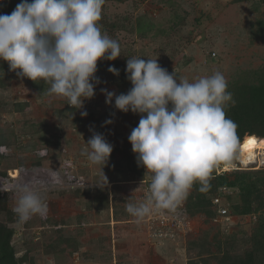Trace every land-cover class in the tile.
<instances>
[{
	"label": "rangeland",
	"instance_id": "rangeland-1",
	"mask_svg": "<svg viewBox=\"0 0 264 264\" xmlns=\"http://www.w3.org/2000/svg\"><path fill=\"white\" fill-rule=\"evenodd\" d=\"M102 14L109 17L110 24L122 26L100 28L119 42L121 56L117 61L124 66L107 59L98 62L100 83L82 109L67 105L65 98L48 96L49 86L39 94L36 85L40 81L19 78L8 63L7 70L0 68V140L10 138L16 150H22L16 153L13 165L34 164L36 153L43 154L48 146L52 159L46 163L59 168L68 161L72 174L90 187L51 195L47 223L22 226L8 217L9 209L1 211L0 221L16 231L13 245L17 257L27 256L25 264H225L221 250L243 253L248 247L244 242L253 234L263 211L242 217L230 215L231 204L238 202L239 196L224 191L231 199L224 195L220 208H227L229 216H218L214 221L204 215L187 217L185 225H177L178 236L155 237L147 226L148 216L137 223L126 211L130 199L144 200L146 183L151 179L150 174L145 175L146 169L138 166L128 140L140 115L117 110L114 100L110 106L101 90L118 95L121 74L132 57L158 59L169 73L175 70L178 79L190 82L219 71L231 93L235 83L258 84L264 79V35L255 34V30L258 21L264 20V0H129L105 4ZM141 15L149 16L155 24L147 37L137 30L136 19ZM110 66L119 70V76L108 71ZM82 111L87 112L86 117L81 116ZM108 120L113 122L108 124ZM93 131L113 145L105 167L90 163L82 154ZM240 148L238 145L229 156L233 167L226 170L223 161L221 172L264 170L260 163L243 167L238 161ZM257 157L262 159L260 154ZM143 178L145 183L139 180ZM107 190L114 209L92 202L96 193L103 195ZM10 199L7 208L15 206V198Z\"/></svg>",
	"mask_w": 264,
	"mask_h": 264
},
{
	"label": "clouds",
	"instance_id": "clouds-1",
	"mask_svg": "<svg viewBox=\"0 0 264 264\" xmlns=\"http://www.w3.org/2000/svg\"><path fill=\"white\" fill-rule=\"evenodd\" d=\"M104 5L105 0H22L10 14H0V61L21 79L48 84V96L82 109L100 83L98 62L121 56L119 42L99 26ZM108 71L120 74L112 66ZM125 71L132 85L126 94L101 91L110 106L114 100L117 110L140 115L128 140L151 179L144 200L126 203L127 213L140 223L154 213L175 211L197 182L206 190L214 165L220 170L238 146L237 125L225 113L235 101L219 71L190 82L178 79L175 70L169 73L158 59L137 57L127 59ZM86 143L82 154L105 167L113 145L95 131ZM7 152L0 145V155ZM12 210L24 224L33 216L46 218L49 209L42 190L26 184L16 191Z\"/></svg>",
	"mask_w": 264,
	"mask_h": 264
},
{
	"label": "trees",
	"instance_id": "trees-1",
	"mask_svg": "<svg viewBox=\"0 0 264 264\" xmlns=\"http://www.w3.org/2000/svg\"><path fill=\"white\" fill-rule=\"evenodd\" d=\"M129 0H105L107 3H126ZM168 3H171L172 0H164ZM243 0H237L241 2ZM22 0H0V14H10L16 7L17 4L21 3ZM104 7V6H103ZM109 17L102 14L101 19L99 20V26L104 27L105 29L111 28L115 29L117 27H122L121 24L109 22ZM137 30L142 37H147L150 32H152L155 27L154 22L150 19L149 16L141 15L136 19ZM255 34L260 36L264 35V20L258 21ZM3 62V64H2ZM1 71L8 69L7 62L0 61ZM113 64L123 68V64L119 61H113ZM2 77L0 76V79ZM122 83L121 89L118 92L119 94H126V89L129 90L132 85L127 79V74L124 68V73L121 74ZM48 84L44 82H38L36 87H38L39 94H42L45 89L48 88ZM0 87H3L0 84ZM127 87V88H126ZM233 100L234 104L229 103L225 108L226 118L231 119L237 125V137L239 147L249 138L250 136H258L264 140V79L260 80L258 84H234ZM232 92V91H231ZM0 145L6 146L8 148L7 154L0 155V166L3 173H7L8 170L16 168H33V167H43L48 170H57L62 171L61 167L57 168L54 165H50L47 160L52 159L51 151L45 148L47 151L46 156H41L37 154L34 156L36 161L31 165H21L16 166L14 164V159L16 158V153L22 151L21 149L16 150V146L11 141L10 138L2 137L0 140ZM240 152V149H239ZM11 165V166H10ZM143 170V169H142ZM229 172L223 171L218 172L216 164L212 168L208 184L205 191H200V183L197 182L188 192L187 196L179 204L178 208L181 209L185 217L189 219L195 218L197 215H204L207 217V220L214 221L218 216H221L219 210L220 203L215 204V200L221 198L226 193L224 191H234L238 194V202L231 204V214L233 216H247L263 211V214L260 217V220L250 236L249 240H245L244 244L248 246L243 253H231L228 250H221L222 261L225 264H264V170L261 171H242L232 174ZM144 181L143 179H139ZM136 181V180H135ZM150 182V181H149ZM149 182L146 183L147 187ZM89 186L84 188H79L75 190H66V189H51L43 191L44 198L48 203V213L49 215L46 219L41 218L40 216H33L29 221L24 224L19 223L22 226L29 225L35 221L41 223H47L50 219V201L49 197L57 193H66V192H81L85 191ZM103 192V190H98ZM108 191V190H107ZM106 191L105 194H95L92 202L95 204L102 203L106 208L110 209V192ZM90 196L94 194L93 189L88 190ZM146 197V194L145 196ZM228 199H231L230 196H226ZM10 194H1L0 193V215L1 211H8V217L18 223V218L13 212V204L11 208H7V203L11 201ZM93 204V203H92ZM111 209H114L111 206ZM227 209V208H226ZM102 210V209H101ZM229 216V214H227ZM111 214V218H112ZM114 218V217H113ZM114 220V219H113ZM16 234V231L11 226L0 221V264H25L27 261V256L17 257L16 248L13 245V237ZM191 244V243H190ZM192 244H197L196 241H193ZM191 244V245H192ZM192 245V246H193ZM191 246V247H192ZM189 248V250L191 249ZM221 249V246H220ZM219 255V254H218Z\"/></svg>",
	"mask_w": 264,
	"mask_h": 264
},
{
	"label": "built area",
	"instance_id": "built-area-1",
	"mask_svg": "<svg viewBox=\"0 0 264 264\" xmlns=\"http://www.w3.org/2000/svg\"><path fill=\"white\" fill-rule=\"evenodd\" d=\"M40 155L46 156L47 151ZM61 169L62 171L60 172L57 170H48L43 167H20L8 170L7 173L4 174L0 166V189H3L0 193L10 194L11 198H15V193L18 188L26 184L42 190V192L56 188L75 190L87 186V183L85 184L82 179L72 174L68 161L64 162ZM218 172L221 173L219 169ZM143 183L145 182L143 181ZM146 191H148V188H146ZM218 203H220V200H215V204ZM219 212L221 216H226L228 214L226 208L220 209ZM147 218V226L152 229L154 236L157 238H174L178 236L179 227L177 225H185L187 222V217H185L178 207L175 211L164 210L149 215ZM171 223L174 224V226H171Z\"/></svg>",
	"mask_w": 264,
	"mask_h": 264
},
{
	"label": "bare ground",
	"instance_id": "bare-ground-1",
	"mask_svg": "<svg viewBox=\"0 0 264 264\" xmlns=\"http://www.w3.org/2000/svg\"><path fill=\"white\" fill-rule=\"evenodd\" d=\"M249 141H254V143H249ZM238 161L242 164L243 167H249L254 163H260L261 166L264 165V140L258 136H250L247 140L241 145ZM260 154L262 159H259L257 155ZM226 161V170L229 171L233 167L229 161V156L224 159Z\"/></svg>",
	"mask_w": 264,
	"mask_h": 264
},
{
	"label": "snow or ice",
	"instance_id": "snow-or-ice-1",
	"mask_svg": "<svg viewBox=\"0 0 264 264\" xmlns=\"http://www.w3.org/2000/svg\"><path fill=\"white\" fill-rule=\"evenodd\" d=\"M249 143L251 144V143H254V141H249Z\"/></svg>",
	"mask_w": 264,
	"mask_h": 264
}]
</instances>
